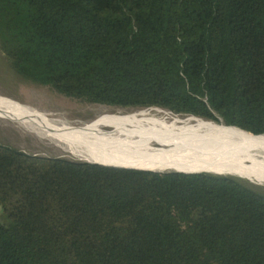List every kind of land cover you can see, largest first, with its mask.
Wrapping results in <instances>:
<instances>
[{"label":"trees","instance_id":"1","mask_svg":"<svg viewBox=\"0 0 264 264\" xmlns=\"http://www.w3.org/2000/svg\"><path fill=\"white\" fill-rule=\"evenodd\" d=\"M22 76L119 107L264 133V0H0ZM0 264H264V192L230 174L151 170L0 142Z\"/></svg>","mask_w":264,"mask_h":264},{"label":"bare ground","instance_id":"2","mask_svg":"<svg viewBox=\"0 0 264 264\" xmlns=\"http://www.w3.org/2000/svg\"><path fill=\"white\" fill-rule=\"evenodd\" d=\"M0 121L80 144L110 163L129 162L128 154L131 165L231 172L264 186V133L254 134L205 116L186 112L153 116L140 110L94 120H66L0 93Z\"/></svg>","mask_w":264,"mask_h":264},{"label":"rangeland","instance_id":"3","mask_svg":"<svg viewBox=\"0 0 264 264\" xmlns=\"http://www.w3.org/2000/svg\"><path fill=\"white\" fill-rule=\"evenodd\" d=\"M0 93L8 94L23 102L26 101L38 105L41 109L59 115L66 120H94L101 115L138 113L140 110H147L148 115L153 116H163L167 115V113H173L168 109L158 106H112L59 92L51 85L30 80L19 74L12 67L8 57L2 53L1 50ZM0 142L9 143L25 152L33 154L59 156L71 160L109 163L100 158H96L86 147L80 144L67 143L54 139L46 134L26 129L9 121H0ZM261 158L264 159L263 156ZM126 160H129V162H117V164L131 165L133 163L128 154H126ZM160 169L166 170L170 168ZM217 174L233 175L247 184L258 187L264 192V186L254 184L249 179L237 176L234 173L219 172ZM26 204V200L23 198L17 187L13 185L7 187L5 191L0 194V221L7 224L11 218L18 213V211L26 207Z\"/></svg>","mask_w":264,"mask_h":264},{"label":"water","instance_id":"4","mask_svg":"<svg viewBox=\"0 0 264 264\" xmlns=\"http://www.w3.org/2000/svg\"><path fill=\"white\" fill-rule=\"evenodd\" d=\"M54 157V156H52ZM91 162H98V163H103V164H108V165H117V166H126V167H137L136 165H130V164H117V163H105V162H99V161H91ZM140 168H144V169H151V170H164V169H160V168H151V167H140ZM166 170H177V171H186V172H191V171H200L199 169H186V170H182V169H166ZM205 170V169H202ZM209 171V170H207ZM213 172V171H212Z\"/></svg>","mask_w":264,"mask_h":264}]
</instances>
